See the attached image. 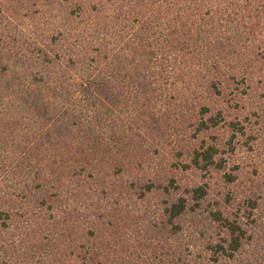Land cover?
Returning a JSON list of instances; mask_svg holds the SVG:
<instances>
[{
  "label": "trees",
  "instance_id": "obj_1",
  "mask_svg": "<svg viewBox=\"0 0 264 264\" xmlns=\"http://www.w3.org/2000/svg\"><path fill=\"white\" fill-rule=\"evenodd\" d=\"M263 106L264 0H0V264H264Z\"/></svg>",
  "mask_w": 264,
  "mask_h": 264
},
{
  "label": "rangeland",
  "instance_id": "obj_2",
  "mask_svg": "<svg viewBox=\"0 0 264 264\" xmlns=\"http://www.w3.org/2000/svg\"><path fill=\"white\" fill-rule=\"evenodd\" d=\"M245 103L250 104V102H249L248 100H247V101H243V105H244ZM263 108H264V106H263ZM263 142H264V138H262V140L256 142V143L253 145V148H254V150H255L254 155L258 154L259 151L262 152V153L264 154V143H263ZM262 153H260L261 156H263Z\"/></svg>",
  "mask_w": 264,
  "mask_h": 264
}]
</instances>
